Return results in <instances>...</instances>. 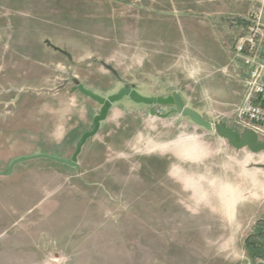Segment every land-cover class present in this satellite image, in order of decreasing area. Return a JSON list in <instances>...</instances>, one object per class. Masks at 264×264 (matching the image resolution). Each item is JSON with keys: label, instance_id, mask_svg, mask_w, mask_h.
<instances>
[{"label": "rangeland", "instance_id": "1", "mask_svg": "<svg viewBox=\"0 0 264 264\" xmlns=\"http://www.w3.org/2000/svg\"><path fill=\"white\" fill-rule=\"evenodd\" d=\"M214 3L0 0V171L14 157L37 151L70 158L100 109L76 89L78 82L103 96L125 85L144 95L175 90L185 105L201 108L196 85L207 72L200 65L179 56L176 66L160 72L145 76L140 70L144 48L159 45L162 34L138 27L139 15H196ZM178 39L194 53L191 34ZM149 108L155 112L149 114ZM112 109L100 142L89 136L79 151L80 156L89 148V156L77 157L75 166L35 157L17 161L0 175V261L264 264V258L248 255L243 243L256 230L251 211L240 217L233 209L229 218L227 208L215 207L220 181H239L225 162L254 154L258 162L249 160L244 169L258 166L264 182V150L234 148L173 105L123 97ZM231 109L200 114L239 132L248 130L232 120ZM171 124L178 125L179 135L159 143L170 137L165 128ZM110 142L119 149L107 148ZM248 236L264 242V235Z\"/></svg>", "mask_w": 264, "mask_h": 264}, {"label": "crops", "instance_id": "2", "mask_svg": "<svg viewBox=\"0 0 264 264\" xmlns=\"http://www.w3.org/2000/svg\"><path fill=\"white\" fill-rule=\"evenodd\" d=\"M206 1L217 3L212 4L213 7L207 8L196 15H183L177 11H174V13H159L155 14L153 17L151 13L139 15L138 27L148 30L147 32L162 34L161 43H159V45L144 48L141 54L142 60H140V70H144L142 72H144L145 76H147L148 71L155 73L160 72L158 68L176 66V61L179 56V58H185L182 60H188L192 64H198L204 68L207 74L203 76L200 84L198 83L196 85V89L201 92L203 102L200 105L201 108L194 109L199 113H202V111L207 113L214 111L228 112L233 104L241 100L244 90V80L249 73L248 67L243 63L242 59L236 55L233 49V42L236 36L243 30V18L258 4L259 0ZM133 17L132 15L130 16V18ZM107 23L110 22L108 21ZM126 23L133 25L131 21L127 22L126 20ZM106 26L109 27V25ZM182 33L191 34L194 53H192L191 49L186 47L185 44L183 45L179 42L178 35ZM149 49H151L150 52H148ZM179 53L181 55H179ZM149 56L150 58H148ZM216 71L220 73L217 74ZM82 83L94 92H99L90 84L85 82ZM145 95L151 94L145 93ZM88 99L93 100L89 97ZM113 105L114 103L108 109L105 119L100 121L98 130L93 137V139L98 140V142H100V133L103 123H109L110 112L113 110ZM148 112L149 114L152 113L151 108H149ZM124 130H126V128H124ZM139 131L138 134H140ZM165 131H170L171 135L168 138L157 139L159 143L172 141L179 135L177 124H171L170 127L165 128ZM127 135L129 136L130 133H127ZM114 136L115 135L112 136L113 139ZM112 138L110 137L108 139L112 140ZM257 138L258 140L264 141V138H260L258 135ZM113 143L110 142L108 145L106 144V147L115 148L114 150L119 149L113 145ZM84 151L85 152H82L80 156V152L78 153L77 157L79 159L81 158L83 160L89 156L90 149L87 148ZM170 152L173 153L172 148ZM253 152L258 151H252V153ZM36 153L40 152L37 151L32 154ZM214 155H217V152H215ZM253 155L254 154L250 153L245 154L244 159L231 157L230 161L225 162L224 166L230 169L229 172L233 170L234 174H236L235 177L239 178V181L235 180L234 183L227 179L226 181H220L219 184H221V189L219 191V202L215 207H220L221 209L227 208L229 218L232 216L231 211L233 209H238L240 211V217H244L246 212L251 211L250 216L251 218L254 217L253 222L255 223L253 228L256 230H253L249 234L264 235V226L259 224H264V182L259 181L260 170L258 166L254 165L244 169V164L247 161L250 160L251 162H255V164L258 162V158H254ZM6 168L7 166L3 171L6 170ZM248 185L250 186L249 188ZM254 188H257L256 192L253 190ZM247 203H251V205ZM30 222L31 221L27 224ZM249 234H247L243 242L247 254L252 258H264V242L259 238H254L252 240L248 239L250 237L248 236ZM7 262L11 263L12 261L8 260ZM0 264L3 263L0 261Z\"/></svg>", "mask_w": 264, "mask_h": 264}, {"label": "water", "instance_id": "3", "mask_svg": "<svg viewBox=\"0 0 264 264\" xmlns=\"http://www.w3.org/2000/svg\"><path fill=\"white\" fill-rule=\"evenodd\" d=\"M76 89L84 95L98 102L100 104V109L99 112L93 116L92 128L83 132L76 142L74 151L72 152L70 158L58 157L43 152L29 155H19L17 157H14L10 161L6 170L0 171V174H8L17 161L35 157H47L59 162H65L71 166H75L77 164V155L86 139L97 132L100 121L106 117L108 109L110 108L112 103L120 100L123 97H128L134 102L145 103L148 105H154L156 103L163 105H173V110L175 112L181 114L182 116L188 117L191 121L199 126L205 127L206 129L210 130H215L219 136L226 138L228 142L235 148L247 146L252 151L264 150V141L258 140L257 135L253 131L245 130L243 132H239L234 127L227 126L224 123L211 122L210 120L203 117L194 108L185 105L181 94L175 90H173L166 96L144 95L138 92L136 89L125 85L121 86L115 92L110 93L107 96H103L87 88L81 82H78L76 84ZM151 112L154 113L155 110L151 108Z\"/></svg>", "mask_w": 264, "mask_h": 264}, {"label": "built area", "instance_id": "4", "mask_svg": "<svg viewBox=\"0 0 264 264\" xmlns=\"http://www.w3.org/2000/svg\"><path fill=\"white\" fill-rule=\"evenodd\" d=\"M233 49L249 73L241 100L231 107L232 120L264 138V0L243 18Z\"/></svg>", "mask_w": 264, "mask_h": 264}]
</instances>
